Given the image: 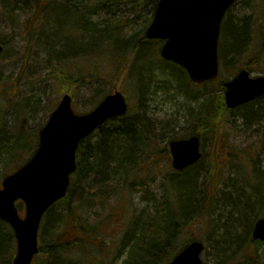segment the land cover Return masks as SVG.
<instances>
[{
	"label": "trees",
	"instance_id": "16d2710c",
	"mask_svg": "<svg viewBox=\"0 0 264 264\" xmlns=\"http://www.w3.org/2000/svg\"><path fill=\"white\" fill-rule=\"evenodd\" d=\"M18 1H29L31 5L40 7L44 0ZM65 1L66 4H63L60 3L62 0H55L53 5H48V13L51 16V24L50 21L49 24L53 27L55 21V28H59L53 31V39L59 38L64 26L63 19H70L62 31L63 41L57 40L59 43H51L50 46L54 47L49 48V50H55V46H62L61 50H55L56 53H61L58 54V59L65 56L62 65L70 64L71 66L68 74L65 69L62 70L65 73L64 80L69 79L72 84H91L94 81H100L105 73L103 71L105 63L110 61L112 62L110 65H114L122 57L121 64L124 71L117 67L110 72L114 80L119 79L121 72L123 74L136 63L140 68L142 64L152 69L151 62L157 60L164 64L160 66V70L168 73L171 78L181 84L182 91L188 90L184 87L185 82L190 81L187 72L181 66L163 60L160 56L164 41L146 38V30L153 19L158 0ZM43 5L45 7V4ZM149 5H151L150 8H148ZM123 6H127L131 13H135L133 20L124 18L118 13ZM146 11L150 13L146 14L147 16ZM107 12L110 15L104 14ZM141 15L145 21L141 28L135 29L134 25L126 27L129 25L128 22L137 20ZM250 29V19L246 18L236 23L230 19L226 26L225 42L220 45L221 56L224 57L228 52L227 57L229 55L230 58L240 57L241 60L249 57L250 49H252L248 44L252 40ZM0 41H3L1 37ZM50 65L49 62L46 67ZM156 70L158 69L153 71ZM149 75L151 73L146 70V77L144 75L145 78H141V81L138 77L134 78L136 87L140 88L139 83L142 84L144 98H146L144 90L149 87L150 80H147L150 78ZM222 79L223 73L219 86L221 91L224 90ZM109 93L111 92H106L103 86L97 88L99 98L95 104L97 105ZM223 96L224 94L218 99L219 110L221 113L231 111V115L227 117L224 114L223 118L219 115L214 117L202 115L194 117L193 115L196 123L190 134L203 137L204 133L209 132L219 140L222 134L223 139L220 141L222 152L225 156L238 159L241 153H249V151L245 152L244 149L237 148L228 151V147L233 146L226 140L227 129L222 130L223 125L227 119L235 115L242 117L245 125L264 124V110H262L264 98L229 109L224 103ZM142 102H144L143 98L140 103ZM143 104L138 115H132L128 111L123 117L111 119L99 128V132L93 135L96 136L93 140L88 138L80 144L77 152V169L72 182L74 180L88 182L96 177L101 185L94 190H87L89 196L85 201L87 206L83 204L72 206L70 191L63 200L68 210L67 216L71 218L68 228L70 227L71 231L78 234L68 242H63L64 234H59L53 245L43 247V251L52 261H55V264H105L100 259L102 245L96 241L100 231L99 224L102 222L98 220L90 223L88 219L82 218L80 213L84 208H95L96 201L107 207L106 202L109 198L122 194V188H126L132 201H135L134 194L141 192L142 203L140 207H137L131 224L122 238L123 246L128 247L124 264H169L187 243L195 240L184 238L186 230L202 216L210 215L213 206H216L217 186L221 184L222 178L221 171L217 168L219 164L216 163L218 154L214 152V163L205 166L204 169L202 158L184 170L162 172L158 166V159L163 154L168 157L169 162L170 152L167 145L160 146L156 132L158 122L154 119L155 117L146 115ZM221 130L222 133L219 134ZM262 144L264 147V134ZM251 161L254 165L251 167L250 180L255 184L252 196H248L250 193L245 196L244 188L235 185L232 194L223 198L220 204L225 213L223 216L225 223L223 222L222 227L224 233L218 237L213 254V258L219 264H234L238 261L258 264L257 259L261 258L259 248L264 243L252 238V229L255 222L264 216V193L259 192L260 185L264 184V167L262 168L256 159ZM158 172L162 174L159 179H157ZM130 178L132 180H129ZM103 184L106 185L105 188ZM108 184L111 185L110 189H107ZM54 208L55 206L51 210L53 211ZM110 216L113 214L110 213L106 218ZM3 223L5 222L0 219V264H12L10 260H7L9 259L7 254L13 247L2 243L5 239L4 232L7 230L4 229ZM67 249H70L69 256ZM233 250L236 252L240 250V252L231 256ZM74 251L77 252L74 253ZM59 256L67 257V261H58Z\"/></svg>",
	"mask_w": 264,
	"mask_h": 264
},
{
	"label": "rangeland",
	"instance_id": "374dc122",
	"mask_svg": "<svg viewBox=\"0 0 264 264\" xmlns=\"http://www.w3.org/2000/svg\"><path fill=\"white\" fill-rule=\"evenodd\" d=\"M54 3L55 0H44L42 5L40 7L36 6V8L29 1L0 0V37L5 46L0 54V184L8 174L19 168L23 164L22 162L30 157L35 144L30 140L24 141V139L33 137V133L44 125L53 108L60 102L63 94L67 92L73 95V106L77 112H87L96 105L95 103L99 98L97 88H101V86L104 87L106 92H113L115 89L121 90L127 97L130 105L129 111L132 115H138L144 103L143 107L146 110V115L155 117L154 119L158 122L156 132L159 144L162 147L168 145V142L174 137L188 135L196 123L194 117L219 115L223 118L224 114L227 117L231 115V111L221 113V110H219L218 99L223 94L219 88V80L198 87H191L189 82H185L184 87L188 90L182 91L181 84L171 78L168 73L160 70V66H164V64L157 60L151 62L152 69L142 64V68H140L136 63L123 74L121 72L119 79L115 80L111 77L110 72L116 70L117 67L124 71L121 64L122 57L114 65H110L112 63L110 61L105 63L103 69L105 73L100 81H94L91 84H72L69 79L64 80L65 73L62 70L65 69L66 74H68L71 66L70 64L69 66L62 65L65 56L58 59V54L61 53H56L55 50H61L62 46H55V50H49V48L53 49L54 47L50 46L51 43L57 44L64 39L62 29L59 38L53 39L52 36L53 31H56L57 28H55V21L53 27L50 25L51 22L49 24L51 16L48 13L49 7L46 5L49 4L50 6ZM43 4H45V10ZM150 7L151 5L148 8ZM118 13L124 18L134 19L133 14L135 13H131L127 6L121 7ZM104 14L106 16L110 15L109 12ZM146 14L150 13L146 11ZM229 15L233 23H236V21L242 22L247 15H251L255 19L254 30H251L253 39L248 43L253 51L250 58H244L241 64L248 61V59H252L248 63L250 65L255 62L253 63L255 65L251 64L250 69L254 75H261L264 70V28L261 29L262 22H264L263 0H239L233 6ZM69 20L68 18L63 19L62 25L66 26V22ZM143 20L142 15L138 16L137 20L128 22L129 25L126 27L129 28L134 25L135 29H139L145 22ZM228 58L230 59L229 55ZM232 59V61L235 60L234 57ZM49 62L50 67H46ZM227 66L224 64L223 68L222 65L223 72H226L228 76L234 75L237 69L236 65L233 64L228 69ZM154 69L158 70L153 71ZM146 70L151 75H149L150 78H147L150 82L148 89L146 87L147 90H144L146 94V98H144L142 97V84L139 83L140 88L136 87L134 78L138 77L141 81V78L146 77ZM144 75L145 77H143ZM193 94L196 96L193 97ZM141 98L144 101L142 103H140ZM262 103L264 104V100H262ZM25 115L28 119L22 134L21 120ZM193 115L195 116L193 117ZM263 125H245L244 119L237 115L227 119L222 130L227 129L226 140L233 146L232 148L228 147V151L236 150V148L244 149L245 152L249 151V153H241L240 159L225 156V153L222 152L223 148L220 143L223 139L222 130L219 133L221 134L220 140L209 132L204 133L202 137L201 149L204 157L201 161H203V169L205 166L214 163V152L219 156L216 163L219 164L217 168L221 171L222 178L220 179L221 184L217 186L216 199L218 201L216 206H213L210 215L202 216L186 230L184 238L199 239L205 243L206 248L202 253L205 264H219L213 258V254L218 237L224 233L222 227L225 223L223 219L225 213L223 207L220 206L222 199L232 194L235 185L244 188L243 193L245 196L249 193L248 196H252V190H255V184L250 180L251 167L254 165L251 160L256 159V162H259L262 168L264 167ZM19 140H22V142L20 147L17 148L15 145ZM27 147L29 148L25 149ZM160 157L158 166L162 172L166 173L173 170L170 158L168 162L166 155L162 154ZM161 176L162 174L158 172L157 179ZM129 180H132V178ZM100 185L101 183L96 180V177L88 182H83V180L76 182L74 180L69 187L72 195L70 204L72 206H78L79 204L87 206L85 202L89 197L87 190H94ZM105 187L106 185H104ZM110 187L111 185L108 184L107 189H110ZM228 187L230 188L228 189ZM259 192L264 193V184L263 186L260 185ZM140 197L141 192H138L137 195L134 194L135 201H132V197L128 194L126 188H122V194H116L114 197L109 198L106 202L107 207H105V204H98L96 201L97 206L95 208H84L81 211L82 218L88 219L90 223H95L98 220L102 222L99 224L100 231L96 241L102 245L100 246V259L105 264H124L128 247L123 246L122 238L127 227L131 224L137 207L142 205ZM242 199L245 200V198H240V200ZM110 213L113 216L106 218ZM67 215L66 203L64 201L57 203L54 210L51 211V215H49L50 223L46 221L42 229L43 233L42 231L39 233L41 245H53L59 234H64L63 242H68L74 236H77V232L71 231L70 227L68 228L70 225L68 222L71 218H68ZM259 251L261 258L257 259V263L259 260L258 264H264V245L259 248ZM10 252L11 249L7 254L8 257L11 255ZM238 252L240 250L237 252L233 250L231 256ZM69 254L70 249H67V255L69 256ZM38 257L42 261L40 264H50L51 258L45 252L39 254ZM58 258L60 259L58 261H67V257L59 256ZM51 264H55V261L51 260Z\"/></svg>",
	"mask_w": 264,
	"mask_h": 264
},
{
	"label": "water",
	"instance_id": "95a60500",
	"mask_svg": "<svg viewBox=\"0 0 264 264\" xmlns=\"http://www.w3.org/2000/svg\"><path fill=\"white\" fill-rule=\"evenodd\" d=\"M236 0H159L154 17L146 30L148 39L163 40L160 54L189 73L191 80L202 83L219 75V40L222 20ZM0 43V53L3 51ZM225 101L235 108L264 96V75L253 77L241 70L225 83ZM73 97L65 94L40 131V146L34 156L3 180L0 189V218L11 224L18 241L14 264H33L39 251L38 236L45 212L67 194L71 174L77 168L76 152L80 142L108 120L124 116L129 104L116 90L108 94L94 109L76 113ZM201 139L193 135L171 140L172 165L183 170L199 161ZM26 206L21 217L17 200ZM254 239L264 242V217L253 228ZM204 243L190 242L169 264H205L201 254ZM236 264H249L239 262Z\"/></svg>",
	"mask_w": 264,
	"mask_h": 264
},
{
	"label": "flooded vegetation",
	"instance_id": "af4514ba",
	"mask_svg": "<svg viewBox=\"0 0 264 264\" xmlns=\"http://www.w3.org/2000/svg\"><path fill=\"white\" fill-rule=\"evenodd\" d=\"M49 4H47L46 6H48ZM263 5H264V0H263ZM45 8V7H44ZM230 12H231V10L230 11H228L227 13H226V16L224 17V20H223V23H222V31H221V35H225L226 33V26H227V24H228V21H230ZM246 18H248V19H250V27H251V29H250V31L252 30V29H254V24L256 23V21H255V19H253L252 18V16L251 15H247V16H245L243 19H246ZM242 20V19H241ZM263 20H264V18H263ZM226 59H225V61H226V63L228 62V64L229 65H232L233 66V64L234 65H236V67L238 68V69H243V67L245 66V67H249V68H251L252 66H251V64H253V63H255V62H253V63H251L250 65H249V63H248V61H250V60H252V59H248V61H245L243 64H244V66H243V64H241V61H243L244 60V58L243 59H241L240 60V57H237V58H235V60L234 61H232L233 59L232 58H228L227 57V54L224 56ZM254 60L256 59V58H253ZM231 60V61H230ZM220 61H222V62H224V58H223V56H221V54H220ZM259 61V60H258ZM249 65V66H248ZM253 65H255V64H253ZM244 67V68H245ZM59 105V103L57 104V106ZM57 106H55L54 108H53V110L51 111V113H50V115L52 114V112L57 108ZM50 115L48 116V118H47V120H46V122L44 123V125H42L40 128H38L37 130H36V132L35 133H33V137H26L27 139H24V141L25 140H30V141H32L33 142V144H35V147L32 149V151H31V155H30V157L28 158V159H26L24 162H22L23 160H24V158H23V160L21 161L23 164L22 165H24L26 162H28V160H30L33 156H34V154L36 153V151L38 150V148H39V146H40V131L42 130V128L47 124V122H48V120H49V118H50ZM27 119H28V117L25 115L23 118H22V120H21V133L23 134V128H24V126H25V124H26V122H27ZM86 141V140H85ZM22 142V140H19L18 141V143H16V147L18 148V147H20V143ZM85 143V142H84ZM32 144V145H33ZM22 147H23V145H22ZM80 147V146H79ZM29 147H27V148H25V149H28ZM28 151V150H27ZM20 163V162H19ZM21 165V166H22ZM20 166V167H21ZM4 180V179H3ZM3 187V181L1 182V184H0V189ZM16 205H17V207H18V211H19V214H20V216L21 217H25V212H26V206H25V203L22 201V200H18L17 202H16ZM51 209H49L47 212H46V214L44 215V217H43V219H42V222H41V225H40V232L42 231V229H43V227H44V224H46V221H47V223H49L50 222V219H48L49 218V215H51ZM3 221V220H2ZM5 222V221H4ZM3 225V227H4V229H7L5 232H4V241H2V243H4L5 245H7V244H10L13 248H17V240H16V234H15V230H14V228H13V226L11 225V224H9V223H7V222H5V223H3L2 224ZM39 232V233H40ZM42 233H43V231H42ZM11 239V240H10ZM39 239H41V237H39ZM39 246H40V251H39V253H38V255L39 254H42L44 251L42 250V248H43V246L44 245H41V243H40V240H39ZM16 252V251H15ZM35 264H37V261H36V259H35V262H34Z\"/></svg>",
	"mask_w": 264,
	"mask_h": 264
},
{
	"label": "bare ground",
	"instance_id": "6f19581e",
	"mask_svg": "<svg viewBox=\"0 0 264 264\" xmlns=\"http://www.w3.org/2000/svg\"><path fill=\"white\" fill-rule=\"evenodd\" d=\"M61 3L66 4V1H62ZM50 20V19H49ZM51 22V21H50ZM65 27V26H64ZM64 27L62 28V31L64 30Z\"/></svg>",
	"mask_w": 264,
	"mask_h": 264
}]
</instances>
